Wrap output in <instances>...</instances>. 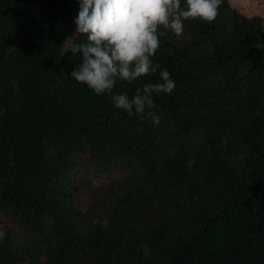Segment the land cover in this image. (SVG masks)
<instances>
[{"label": "trees", "instance_id": "trees-1", "mask_svg": "<svg viewBox=\"0 0 264 264\" xmlns=\"http://www.w3.org/2000/svg\"><path fill=\"white\" fill-rule=\"evenodd\" d=\"M78 12L79 0H0V216L52 232L44 264H264L262 18L223 0L215 21L166 30L157 72L113 89L131 98L168 70L157 125L71 78L82 52L65 46L87 40ZM166 129L186 154L156 156ZM85 155L129 171L102 215L76 207ZM3 233L0 264H25Z\"/></svg>", "mask_w": 264, "mask_h": 264}, {"label": "clouds", "instance_id": "clouds-1", "mask_svg": "<svg viewBox=\"0 0 264 264\" xmlns=\"http://www.w3.org/2000/svg\"><path fill=\"white\" fill-rule=\"evenodd\" d=\"M223 0H79L75 18L76 32L86 42L74 44L73 55L82 52V62L71 78L92 89L97 95L108 94L117 109L129 115H147L155 124L160 117L152 109L157 105L153 94H171L176 87L168 70L160 71L162 82L148 83L135 90L113 94L118 81L132 83L154 74L160 68L152 57L160 47V37L171 30L182 35L185 21L213 22ZM161 26L164 30L161 29ZM4 233L0 232V239Z\"/></svg>", "mask_w": 264, "mask_h": 264}, {"label": "rangeland", "instance_id": "rangeland-1", "mask_svg": "<svg viewBox=\"0 0 264 264\" xmlns=\"http://www.w3.org/2000/svg\"><path fill=\"white\" fill-rule=\"evenodd\" d=\"M227 1L232 8L238 10L246 17H261L264 24V0ZM76 33L75 31L73 34ZM73 44V40H70L65 46V51L70 50ZM157 141L158 144H156L154 151L159 159L172 154L183 155L187 153L185 145L179 141L176 132L173 130H164ZM93 161H97V159L92 160L90 155H85L78 160V166L73 170V176L76 179H82L87 185V191L79 196L76 207L79 211H86L89 205L95 202V213L102 215V213H105V209L103 203H98L99 199L104 197L108 199L112 196L113 191L121 197L124 191L123 189L119 190L118 187L120 182L126 180L129 171H102L93 164ZM158 187L160 188L161 186ZM163 190L165 189L163 188ZM113 197L116 199L117 195ZM46 227L50 228L51 226ZM44 228L41 230L29 229L27 226H20L0 216L1 232L8 233L10 242L12 243L11 250L20 256L25 264H44L46 262V251L50 247V238L53 237L52 232L46 234Z\"/></svg>", "mask_w": 264, "mask_h": 264}]
</instances>
